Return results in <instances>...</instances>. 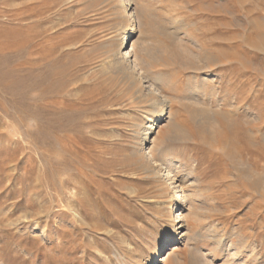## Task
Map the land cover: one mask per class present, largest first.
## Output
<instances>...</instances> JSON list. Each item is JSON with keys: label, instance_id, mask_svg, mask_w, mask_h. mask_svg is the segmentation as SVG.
Returning <instances> with one entry per match:
<instances>
[{"label": "rangeland", "instance_id": "374dc122", "mask_svg": "<svg viewBox=\"0 0 264 264\" xmlns=\"http://www.w3.org/2000/svg\"><path fill=\"white\" fill-rule=\"evenodd\" d=\"M129 3L150 102L114 0H0V264L142 263L170 214L156 264H264V0Z\"/></svg>", "mask_w": 264, "mask_h": 264}, {"label": "bare ground", "instance_id": "6f19581e", "mask_svg": "<svg viewBox=\"0 0 264 264\" xmlns=\"http://www.w3.org/2000/svg\"><path fill=\"white\" fill-rule=\"evenodd\" d=\"M130 1H132V0H130ZM114 2L117 5V12L118 11L120 12V19L122 21V27H121L122 29H120L119 33L116 35V37L113 39V41H111L112 42L111 45L109 46L107 44L108 47H111L110 50L108 51V52H110V54L108 56V60H109L108 63L112 66L113 69L120 71L123 74V76L125 77V79L131 84V86H133L135 88L134 92L136 94H138V96L136 97L137 100H140V102H148V101L150 102V100L148 98H149V96L153 95L154 93H153V90L151 88L144 85L145 81H144V75H143L144 72L143 71H145L146 68L143 66L144 63L141 61V58H140V54L141 53L145 54V52H143L144 50L142 47H141L142 49L139 47L140 45H138V42H134V41L131 42L130 41L131 37L135 34V32L141 31V28L143 25L141 24L142 22L140 23V21L143 19V17H142V19L140 18L141 16L138 17L141 19L139 22H137V21L135 22L132 19V15L130 13V10L128 9V4H130L129 0H114ZM136 7H140V6H136ZM138 11H140V10H138ZM105 13H107V12H105ZM142 16H143V14H142ZM139 33H142V32H139ZM125 41H126V43H125ZM203 53H205V52H203ZM142 55L143 54H141V56ZM145 56H147V54ZM147 61H148V59H147ZM166 84H168V83H166ZM155 87L157 88V86H155ZM157 89H159V88H157ZM154 90H156V89H154ZM157 97H159V96H157ZM161 100H163V99H161ZM153 105L151 104V106H153ZM197 109H198V107H197ZM161 121H163V120L159 115V116L151 119L149 126H147L144 129H141V126L138 123L133 125V128H134V131H133L134 136L133 137H135L139 140L138 145H137L138 147H136V148H139L137 150L139 151V154H140L139 156H140V160L142 162V165H144L143 170L152 169L151 171L154 173L163 172L162 169L165 167V164L164 165L162 164L163 168H161V166H160L161 164L159 166L158 165L156 166L153 163V161H154L153 157L150 154H148V152L152 153V151L155 149V143L157 142L155 140V139H157V137H155V136L158 134L159 129L161 128V124H160ZM169 122L170 121H168L167 123H169ZM137 127H140V131L136 130ZM174 130H172V131H174ZM181 132H179V133H181ZM181 134L184 136L183 133H181ZM165 174H166V172H165ZM161 179H163V178H161ZM167 179H169L168 176H167ZM173 182H175V181H173ZM171 184L172 183L170 182L169 187L171 186ZM174 189H175V190H173L174 191V193H173L174 200L179 201L181 199L180 190L178 188H174ZM172 220H174V219H173V216L170 214L169 219L167 220V229H166L167 231H165V233L163 234V238L162 239H156V241L148 249L145 260L142 263H138V264H156L158 262V260H159L158 256L160 254V251L163 250L165 244L172 239V233H174V226H175V223ZM28 222L25 221V223H27V224H28ZM154 245H155V247H154Z\"/></svg>", "mask_w": 264, "mask_h": 264}]
</instances>
